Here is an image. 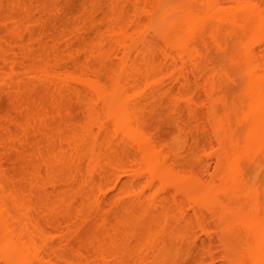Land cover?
<instances>
[{
  "label": "bare ground",
  "instance_id": "6f19581e",
  "mask_svg": "<svg viewBox=\"0 0 264 264\" xmlns=\"http://www.w3.org/2000/svg\"><path fill=\"white\" fill-rule=\"evenodd\" d=\"M12 1L0 10V102L13 99L0 113V264H264V0H132V13L79 0L78 14ZM207 33L224 52L235 42L239 104L222 73L213 84ZM158 106L184 141L151 131Z\"/></svg>",
  "mask_w": 264,
  "mask_h": 264
},
{
  "label": "rangeland",
  "instance_id": "374dc122",
  "mask_svg": "<svg viewBox=\"0 0 264 264\" xmlns=\"http://www.w3.org/2000/svg\"><path fill=\"white\" fill-rule=\"evenodd\" d=\"M9 2V4L7 3V2ZM10 1H12V0H0V10H2L1 12H2V14H1V12H0V14L1 15H5V14H9V11L7 10L8 9V6H5V3H7L8 5H10V4H12ZM26 1H28V0H26ZM39 1V0H38ZM42 1V0H41ZM50 1V2H49ZM65 1L66 0H62V3L61 4H63L62 6V9H65L66 10V8H68L67 10H71L70 12H75L76 13V11L77 12H79L78 10H79V8H80V6L79 5H81V3H79L78 4V2H76V1H79V0H75V2H76V5H75V3H74V0L72 1V0H70V2H67L68 4L66 5L65 4ZM72 1V2H71ZM102 1V0H101ZM111 1L113 2V0H106V5L105 6H103V5H101V11L102 10H104V11H108L109 12V5H111ZM181 1V0H180ZM196 1V0H195ZM13 2V1H12ZM30 2V1H29ZM43 2H49V4L51 3V0H48V1H44L43 0ZM61 2V1H60ZM79 2H82V0H80ZM84 2H85V0L82 2V5L84 4ZM87 2V1H86ZM85 2V5H83L84 7L86 6H88L87 4H88V2H89V0H88V2L86 3ZM105 1L103 0V3H104ZM126 2H127V6L130 8V10H131V13L133 12V9H134V5H132V0H126ZM3 3V4H2ZM42 3V2H41ZM70 3V4H69ZM74 3V4H73ZM1 4H2V6H4V7H1ZM6 4V5H7ZM60 4V5H61ZM90 4V3H89ZM70 5V6H69ZM81 5V6H82ZM49 6V5H48ZM67 6V7H66ZM5 7H7V8H5ZM66 7V8H65ZM77 7H79L78 9H77ZM85 7V8H86ZM90 8H91V6H89ZM9 8L11 9L12 8V6L10 7L9 6ZM85 8L83 9V10H85ZM88 8V7H87ZM104 8V9H103ZM9 9V10H10ZM81 9V10H82ZM65 10H63V11H65ZM73 10V11H72ZM91 10V9H90ZM100 11V15L102 14V12ZM7 12V13H6ZM67 12H69V11H67ZM81 12V11H80ZM87 12H89V10L87 9ZM66 13V12H65ZM64 13V14H65ZM74 13V14H75ZM83 14L82 15H84V12H82ZM110 13V12H109ZM63 14V15H64ZM76 14H78V13H76ZM87 14V13H86ZM66 15V14H65ZM69 14L67 13V16H68ZM79 15H81L80 13H79ZM106 15H108L107 13H106ZM7 16V15H6ZM66 16V17H67ZM70 16V15H69ZM68 16V17H69ZM71 16H72V14H71ZM74 16V15H73ZM65 17V16H64ZM0 18H1V16H0ZM69 19L71 20L72 19V17L70 18L69 17ZM70 20H68V21H70ZM62 21H63V17H62ZM66 22H67V20H65ZM107 29V28H106ZM0 30H3L2 28H0ZM5 31H8L7 29L6 30H4V33H5ZM0 33H2L1 35L3 36V31H0ZM9 33V32H8ZM8 35V34H7ZM6 35V36H7ZM209 33H207V35L206 34H202L201 35V37L199 38L200 40H201V42H199L198 41V44L199 43H201V44H197V46H201V51L202 50H204V51H202V53H203V55H204V57L206 58L205 60H207V62H208V64H209V66L211 67V69L213 70V72H212V74H213V84L215 83L214 82V75H216V73H214V72H217V75H218V73H220V75H221V73H222V75H223V77L225 76L226 78H224V79H221L222 80V82L223 83H225L224 84V88H223V85L222 86H220V87H222V89H223V91H224V94L226 93L227 95H228V98L227 99H229V97H231V101H233L234 99L236 100L235 102H238V100L240 101V102H238V104L239 103H241V101L243 100L242 99V91H241V89H239L241 86H242V82L238 79V78H241L240 76H241V72H242V69H241V61H240V59H239V55H238V52H237V48L235 47V42H234V40H232L229 36H225V38H226V40H225V38H224V40H222V42L224 43V46L226 45V47H227V52H224L225 50H226V48L224 49V50H218L219 48H217V47H215L214 46V41H212L213 39H212V36L211 35H209ZM4 36H5V34H4ZM92 37H93V34L91 35ZM90 36V37H91ZM211 36V37H210ZM203 38V39H202ZM211 38V39H210ZM222 39H223V37H222ZM203 40V41H202ZM213 42V44H212V42ZM225 41H227L226 43H225ZM233 41V42H232ZM216 45V44H215ZM203 46V47H202ZM217 46V45H216ZM199 47H198V49H199ZM203 48V49H202ZM109 49H110V46H109V44L108 43H106V51H109ZM200 51V50H199ZM221 51H222V53H221ZM206 52V53H205ZM201 60H204V58L202 59L201 58ZM210 61V62H209ZM205 63V62H204ZM205 64H207V63H205ZM204 64V65H205ZM206 66V65H205ZM206 67H208V65L206 66ZM205 67V68H206ZM208 69V68H207ZM208 71L210 72L211 70L210 69H208ZM217 75H216V77H217ZM221 75V76H222ZM217 79V78H216ZM237 79L239 80L238 81V83H240L241 85H239L238 86V83H236L237 82ZM217 82L216 83H218V81L219 80H216ZM225 81V82H224ZM228 81V82H227ZM227 82V83H226ZM229 82H230V84H229ZM237 84V85H236ZM225 85H226V87H225ZM228 85H232V86H234L235 85V87H230V86H228ZM239 88H238V87ZM193 87H194V85H193ZM214 87H216L215 85H214ZM242 88V87H241ZM194 90H192L190 93H191V95H194V96H196V95H199L201 98H200V100H202V98H205V97H207V95H205V97H204V92H202L201 91V89L199 90L200 92V94H198V90L197 89H195V88H193ZM220 89V92L222 93V91H221V88H219ZM219 89H217V91L219 90ZM195 90H196V92H197V94H196V92H195ZM215 90V89H214ZM30 93V92H29ZM29 93H26V94H28V95H30ZM194 93V94H193ZM220 93V94H221ZM25 94V95H26ZM44 93H42V95H43ZM224 94L222 95V98L224 97ZM225 94V95H226ZM32 95V94H31ZM31 95L28 97H26V100L27 101H30L31 99L30 98H32L31 97ZM36 94H34V96H35ZM41 95V94H40ZM226 95V96H227ZM33 96V95H32ZM38 96V98H39V95H36L35 97H37ZM45 96V95H44ZM216 96V95H215ZM233 96V97H232ZM1 97V96H0ZM25 97V96H24ZM34 97V98H35ZM198 97V96H197ZM197 97H195V98H197ZM218 97L219 98H221L219 95H218ZM8 98H11V96H9L8 95V97L6 96L4 99H1L2 101L0 102L1 104H0V113H3L4 114V112L6 111H12L11 109H12V106L11 105H13L12 104V102H10L11 100L13 101V99L11 98L10 100L8 99ZM27 98H29L30 100H28ZM33 98V100L35 101V99ZM40 99V98H39ZM44 99V101L45 102H47L45 99H47L46 98V96L43 98ZM42 99V100H43ZM207 99V98H206ZM240 99H242V100H240ZM24 100H25V98H24ZM26 100L24 101V102H26ZM32 100V101H33ZM36 100H37V98H36ZM41 100V99H40ZM198 100H199V98H198ZM203 100H205V99H203ZM32 101H30L29 103L31 104L32 103ZM43 101V102H44ZM206 102H208L207 100H206ZM233 103H234V101H233ZM209 104V103H208ZM234 104H237V103H234ZM9 106H11L10 108L11 109H9ZM79 105H77V103H71L70 104V112H71V114H72V117H73V120H74V118H75V121H78L77 119H79L80 120V118H81V120L83 119L82 117H84L83 115V111L81 110V108L80 107H78ZM206 106H207V103H206ZM206 106H205V108L203 109L204 110V114L206 115V112L208 111L207 109H206ZM159 107V106H158ZM209 108V107H208ZM158 109V108H157ZM160 109H161V112H160ZM163 109H165V110H163ZM162 109V107H159V110H156L157 112H155V113H157V115L159 114V113H161V114H159L158 116H156L155 117V114L152 116L153 118H150V120L148 119V121H149V125H152L153 124V126H152V128L154 129V130H152V128L150 127V129H151V131L152 132H154V134L156 135L157 133H159V130L158 129H160V131H161V134L163 133H165L164 135L162 134V136H164L165 137V140H164V138H161V139H163L164 141H166V142H168V140L170 139V140H175V139H173L174 138V136H172L174 133H172V130L174 129V127H172L174 124H176L175 123V121H176V119H175V121H174V124L172 123L173 122V116L174 115H176V117L175 118H177V114H176V112L174 111V109L172 110L171 108H163ZM14 110V109H13ZM206 110V111H205ZM163 111V112H162ZM14 112V111H13ZM173 112H175V114L173 113ZM12 113V112H11ZM5 114H7V113H5ZM4 116V115H3ZM2 116V117H3ZM1 117V118H2ZM204 117V116H203ZM153 119V120H152ZM205 120V119H204ZM147 121V122H148ZM173 124L172 126L170 125V124ZM169 124V125H168ZM178 124V123H177ZM163 125H165V126H163ZM177 127H178V125H176ZM147 127H149L148 125H147ZM156 127H158V128H156ZM161 127V128H160ZM165 127H166V129H165ZM169 129H168V128ZM171 127V128H170ZM177 127H175V129L173 130V131H175L176 129H178ZM208 127H210L209 126V124H208ZM156 128V129H155ZM164 130H163V129ZM209 129V131H211V129L210 128H208ZM168 130V131H167ZM150 131V132H151ZM155 131L157 132V133H155ZM163 131V132H162ZM177 131V130H176ZM179 132V131H178ZM167 133H172V137L169 135V134H167ZM180 133V132H179ZM160 133H159V135H161ZM177 134V133H176ZM168 137H167V136ZM178 135V134H177ZM181 135V134H180ZM179 135V136H180ZM162 136H160V137H162ZM179 136H177L178 137V141H179V138L181 137H179ZM158 137V136H157ZM170 137V138H169ZM176 137V136H175ZM167 138H169V139H167ZM172 138V139H171ZM182 138V137H181ZM180 138V139H181ZM203 138V137H202ZM238 138H241V139H238ZM161 139H159V140H161ZM167 139V140H166ZM183 139V141L185 140V138L183 137L182 138ZM190 139V141H191V138H189ZM207 139V138H206ZM237 139L241 142V140L243 141V139H244V135H241V134H239V136L237 137ZM177 140H175V141H177ZM201 140V139H200ZM204 140V139H203ZM164 141H162V143L164 142ZM178 141H177V143H178ZM189 140H188V142H190ZM165 142V143H166ZM171 142V141H170ZM174 142V141H173ZM172 142V143H173ZM192 142V141H191ZM190 142V143H191ZM201 142H202V140H201ZM171 144V143H167V145L169 146V144H170V147H172L171 145H173V147H174V145H175V147H176V145H180V144ZM179 143H181V142H179ZM183 144L185 143V142H182ZM205 143V142H204ZM164 144V143H163ZM180 147V146H179ZM185 147V146H184ZM180 148H182V146L180 147ZM180 148H178V149H176L177 151L180 149ZM173 149H175V148H173ZM183 151V150H182ZM184 151H186L185 150V148H184ZM188 161H189V159H188ZM190 162V161H189ZM187 164L190 166V164L187 162ZM187 164H185L186 166H187ZM189 166H187V167H189ZM249 172H250V170H248ZM250 174V173H249ZM60 176V175H59ZM252 176V175H251ZM252 177H254V174H253V176ZM252 177H251V179H252ZM262 178H264L263 176L262 177H260V181L259 182H261V184L264 182V179L262 180ZM250 179V180H251ZM252 181H253V179H252ZM263 181V182H262ZM107 189H106V194L107 195H109L108 197L110 198V196H112V195H116V192L117 191H115L116 189H115V185H114V182L113 183H110V185L109 186H107L106 187ZM106 195V196H107ZM108 198V199H109ZM90 209V208H89ZM88 210V209H87ZM91 210L92 209H90V211L89 212H91ZM113 220V219H112ZM115 220V219H114ZM115 222V221H114ZM96 224V223H95ZM93 225V226H92ZM91 226L92 227H95V225H94V223H92L91 224ZM90 226V227H91ZM97 227V226H96ZM88 229V228H87ZM87 229H85L84 231H86ZM90 229V228H89ZM88 229V230H89ZM132 229H134V228H132ZM96 230V229H95ZM94 229L92 230L91 229V231H95ZM197 230V229H196ZM195 230V231H196ZM97 231H98V229H97ZM200 231V230H199ZM198 230H197V232L196 233H198L199 232ZM89 232H90V230H89ZM93 232H92V234H93ZM96 232V231H95ZM91 233V232H90ZM97 233V232H96ZM86 234V233H85ZM84 234V235H85ZM88 234V233H87ZM198 234H201L200 232L198 233ZM89 235V234H88ZM88 235H86V236H88ZM96 235V234H95ZM202 235V234H201ZM90 236V235H89ZM89 236H88V238H89ZM94 236V235H93ZM204 238H206V236H204V235H202ZM95 237V236H94ZM93 237V238H94ZM216 236H214V240L213 241H215V239L218 241V239L217 238H215ZM87 238V237H86ZM87 238V239H88ZM90 238H92V236L90 237ZM86 239V240H87ZM84 240V239H83ZM92 240V239H91ZM90 240V241H91ZM220 240V239H219ZM217 241H215V243L217 242ZM85 242V241H84ZM88 242V241H87ZM87 242H85V243H87ZM181 243V242H180ZM186 244V243H185ZM184 243L182 244V246H181V248L183 247V245H185ZM218 244V245H217ZM217 244H216V246H218V247H216L217 248V250L219 249V242H217ZM187 245V244H186ZM185 245V246H186ZM180 246L178 245V248H177V250L179 249V251L178 252H180V249L181 248H179ZM188 247H190L189 245H188ZM187 246H186V249L185 250H187V248H188ZM184 249V248H183ZM189 249V248H188ZM184 250V251H185ZM191 250V249H190ZM195 250V249H194ZM182 251V250H181ZM220 251V250H219ZM178 252H176L177 254L176 255H178ZM189 252H193V251H189ZM188 252V253H189ZM194 252H196V250L194 251ZM194 252L192 253L193 255H194ZM200 251L198 250V253H199ZM174 253H175V251H174ZM184 253V252H183ZM186 254V253H185ZM181 255H182V252H181ZM184 255V254H183ZM192 255V256H193ZM197 255V254H196ZM179 256L180 255H178V259H176V256H175V260L177 261V260H179L180 258H179ZM185 256V255H184ZM190 256V253H189V255H188V257ZM191 256V257H192ZM198 256V255H197ZM186 257L187 256H185V259H186ZM200 257V255L197 257V258H199ZM184 257H182L181 259H183ZM194 259H195V256L193 257ZM197 258L195 259V261L197 260ZM173 259H174V257H173ZM173 259H172V261H173ZM184 259V261L181 263V264H183L184 262V264H187V260H188V258H187V260H185ZM174 260V261H175ZM189 260H191L190 258H189ZM173 261V262H174ZM179 261H181V260H179ZM194 261V262H195ZM173 262L171 263V264H173ZM218 263L217 264H220V261H217ZM169 264V263H168ZM178 264H180L179 262H178ZM189 264V263H188ZM190 264H191V262H190ZM195 264V263H194Z\"/></svg>",
  "mask_w": 264,
  "mask_h": 264
}]
</instances>
